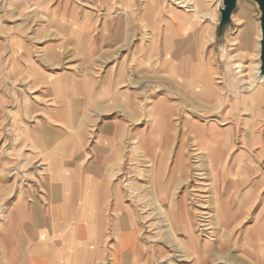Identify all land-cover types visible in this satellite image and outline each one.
I'll list each match as a JSON object with an SVG mask.
<instances>
[{
	"label": "rangeland",
	"instance_id": "374dc122",
	"mask_svg": "<svg viewBox=\"0 0 264 264\" xmlns=\"http://www.w3.org/2000/svg\"><path fill=\"white\" fill-rule=\"evenodd\" d=\"M151 2L157 7L148 9ZM177 4L174 0H0V46L7 52L0 58L4 168L0 164V174L6 177L5 193L10 191L9 199L0 201V264L9 261L7 239L20 222L11 215L29 208L33 195L43 196L40 182L45 174L42 162H33L34 156L26 151H33L27 133L36 123L29 108L36 109L34 100L46 103V99L39 88L33 93L29 82L13 79L12 50L5 42L18 34L31 40L34 60L49 73L71 70L93 75L99 69L97 62L86 65L85 59L72 55L76 51L72 45L57 64L43 57L52 40H47L53 33L48 30L52 17L89 25L95 38L103 34L106 38L122 25L131 40L128 61L140 66L130 76V95L137 97V105L128 110L131 117L123 113L122 120L115 118L124 129L123 156L121 163L110 166L113 173L103 187L106 196L101 206L108 210L119 205L137 215L143 264H264L261 12L255 2L239 0L231 24L220 35L223 1L206 0L211 17L199 18L193 35H176L175 10L192 15L189 8ZM165 32L166 47L161 34ZM38 33L42 40L34 45ZM122 52L118 62L127 54ZM144 56L150 58L148 62L139 63ZM103 118L94 122L93 134L102 120L113 117ZM128 164H134L139 177L140 195L133 203L122 187ZM83 205L92 209L94 202L85 200ZM71 244L74 249L77 242ZM102 262L108 264V257Z\"/></svg>",
	"mask_w": 264,
	"mask_h": 264
},
{
	"label": "crops",
	"instance_id": "0c3cea01",
	"mask_svg": "<svg viewBox=\"0 0 264 264\" xmlns=\"http://www.w3.org/2000/svg\"><path fill=\"white\" fill-rule=\"evenodd\" d=\"M173 14L176 18L172 25L173 33L193 35L195 23L189 31L183 25L191 23L190 16L177 10ZM48 30L53 33L47 40H52L47 42L43 57L50 64H57L66 56V47L72 45L76 50L72 55L85 59L86 65L97 62L99 69L93 75L71 70L49 73L34 60L31 40L18 34L5 42L12 50L13 79L29 82L33 93H38L39 88L46 99V103L34 100L36 109L29 108L31 113L35 112L31 119L35 118L36 123L27 133L33 151H26L34 156L31 158L33 162H42L44 166L45 174L40 182L43 196L39 199L34 195L33 199L29 197V208L12 213L11 216L20 222L7 239V264H65V260L58 262V249L67 239L70 243L84 241L83 264H101L106 256L108 264H143L142 233L137 215L131 210L120 209L119 205L108 210L101 206L106 196L103 187L109 173H113L110 166L114 162L121 163L123 156L120 142L124 129L121 123H115V118L122 120L123 113L131 117L128 110L137 105V97L132 99L130 95L133 88L130 76L136 74L140 66H132L128 61L130 52L127 49L131 47V40L117 26L109 31L106 38L104 34L95 38L93 27L53 17L49 20ZM168 33H161L164 47ZM41 37L39 33L33 36L34 45L41 42ZM122 51H127V54L123 61L118 62L116 57H122ZM5 54L6 50L0 46V58ZM149 59L144 56L139 63ZM103 65L108 68L102 70ZM146 67L153 68L149 63ZM163 71L159 69V73ZM107 116H112V120H102L93 134L94 122ZM93 136L94 143L89 146ZM1 166L3 168V164ZM5 178L0 174V201L9 199L10 191L5 193L3 184ZM85 200L93 201L94 207L84 208ZM22 219L25 220L21 222ZM23 239L29 243L26 244L29 251L37 253L35 259L28 256L26 262L22 261L19 246Z\"/></svg>",
	"mask_w": 264,
	"mask_h": 264
},
{
	"label": "bare ground",
	"instance_id": "6f19581e",
	"mask_svg": "<svg viewBox=\"0 0 264 264\" xmlns=\"http://www.w3.org/2000/svg\"><path fill=\"white\" fill-rule=\"evenodd\" d=\"M176 1L178 4L177 5H180L182 4V6H180L181 8H189L187 12H190L192 13V15L190 16V20H191V23H187L186 24H183L185 27H186V31H189L193 28V25L194 23L200 18H204V17H211L210 16V13L209 11L205 8L206 6V0H174ZM147 4V3H146ZM155 7H157V4L156 3H150L148 4V9H153ZM191 8V9H190ZM218 8V7H217ZM216 9V8H215ZM216 14V12H215ZM177 17H179L180 19H185L182 15H179V14H176ZM194 22V23H193ZM122 24V23H121ZM122 26V25H121ZM120 26V28H121ZM120 30V29H119ZM118 33V31H117ZM120 33V31H119ZM120 35V34H119ZM209 36H211L209 34ZM128 38V37H127ZM262 80V79H260ZM250 89L253 90L252 88H254V84L253 83H250ZM206 89V88H205ZM209 91V90H208ZM213 93L212 90L209 91V93ZM214 96V95H213ZM252 97V96H251ZM230 132V131H229ZM220 136V135H219ZM224 141V140H223ZM214 143V142H213ZM220 148V147H219ZM204 151V150H203ZM206 151V150H205ZM43 187V185H42ZM44 188V187H43ZM145 188L148 189V186L145 185ZM212 188V187H211ZM150 192H152L151 189H149ZM155 193V191H154ZM28 194V197H31L29 194V192H27ZM29 201H31V199H29ZM213 205V204H212ZM54 206V205H53ZM52 206V207H53ZM32 208V207H31ZM43 208V207H42ZM66 208V207H65ZM60 210V209H59ZM33 211V210H32ZM62 211V210H61ZM44 213V212H43ZM49 213V212H48ZM55 215V214H53ZM61 215V213H60ZM211 215V214H210ZM62 216V215H61ZM47 218V217H45ZM55 218V217H54ZM57 219V218H56ZM212 220V219H211ZM56 220H54L55 222ZM58 222V220L56 221ZM217 222V221H215ZM53 223V222H52ZM213 223V222H212ZM210 224V223H209ZM37 225V224H36ZM224 225V224H223ZM32 226V225H31ZM213 226V225H212ZM37 227V226H36ZM209 227V226H208ZM222 227V226H221ZM51 229V228H50ZM227 229V228H226ZM32 230V229H31ZM29 230V231H31ZM8 232V231H7ZM216 232V231H215ZM213 233V232H212ZM27 234V233H26ZM53 235V234H52ZM7 236V235H6ZM208 237V236H207ZM80 239H82L81 237H79ZM225 238V237H224ZM20 239V238H19ZM25 239V238H24ZM24 239L22 240L20 246H19V252L22 254V261L26 262V258L29 256L30 258H33L35 259V255H37V253L35 254V251L34 250H31L29 251L28 247L26 244H29V243H26L24 241ZM28 239V238H27ZM39 239V238H38ZM36 240V239H35ZM21 241V240H20ZM29 242V241H28ZM1 243V242H0ZM6 247V246H5ZM85 243L83 240H78L77 241V245L76 247L73 249L72 247V244L69 242V239H67L66 241H64V244L58 249L60 252L58 254V262H60L61 260H65V264H83L84 262V259L82 258L83 256V253L85 252ZM5 250V249H4ZM49 250V249H48ZM235 250V249H234ZM213 252V251H212ZM8 253V252H7ZM19 253V254H20ZM8 255V254H7ZM7 257V256H6ZM2 259V258H1ZM247 260V259H246ZM3 261V260H1ZM23 262V263H24ZM216 263V262H215ZM55 264V262L53 263Z\"/></svg>",
	"mask_w": 264,
	"mask_h": 264
},
{
	"label": "water",
	"instance_id": "95a60500",
	"mask_svg": "<svg viewBox=\"0 0 264 264\" xmlns=\"http://www.w3.org/2000/svg\"><path fill=\"white\" fill-rule=\"evenodd\" d=\"M223 8L221 9V22L219 24L220 35L223 33L224 29L228 27L232 22V16L236 10L239 0H222ZM255 2L261 12L260 23H261V76L264 78V0H251Z\"/></svg>",
	"mask_w": 264,
	"mask_h": 264
},
{
	"label": "built area",
	"instance_id": "2783aa9c",
	"mask_svg": "<svg viewBox=\"0 0 264 264\" xmlns=\"http://www.w3.org/2000/svg\"><path fill=\"white\" fill-rule=\"evenodd\" d=\"M129 167L122 174V187L130 203L135 202L139 198V190L137 182L139 180L138 173L135 170L134 164H128Z\"/></svg>",
	"mask_w": 264,
	"mask_h": 264
}]
</instances>
